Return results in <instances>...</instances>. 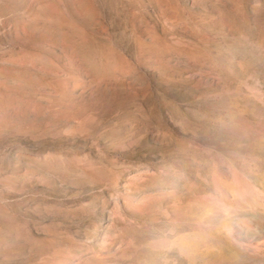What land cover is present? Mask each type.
Masks as SVG:
<instances>
[{
    "label": "rangeland",
    "instance_id": "374dc122",
    "mask_svg": "<svg viewBox=\"0 0 264 264\" xmlns=\"http://www.w3.org/2000/svg\"><path fill=\"white\" fill-rule=\"evenodd\" d=\"M0 264H264V0H0Z\"/></svg>",
    "mask_w": 264,
    "mask_h": 264
},
{
    "label": "water",
    "instance_id": "95a60500",
    "mask_svg": "<svg viewBox=\"0 0 264 264\" xmlns=\"http://www.w3.org/2000/svg\"><path fill=\"white\" fill-rule=\"evenodd\" d=\"M262 238V236H257V237H254L253 239L254 240H260Z\"/></svg>",
    "mask_w": 264,
    "mask_h": 264
}]
</instances>
